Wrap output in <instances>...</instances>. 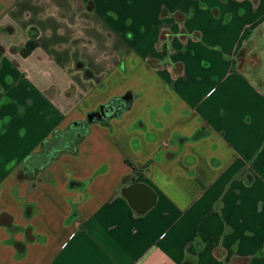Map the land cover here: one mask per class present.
I'll return each instance as SVG.
<instances>
[{"label": "crops", "instance_id": "0c3cea01", "mask_svg": "<svg viewBox=\"0 0 264 264\" xmlns=\"http://www.w3.org/2000/svg\"><path fill=\"white\" fill-rule=\"evenodd\" d=\"M0 219V264H264V0H0Z\"/></svg>", "mask_w": 264, "mask_h": 264}, {"label": "trees", "instance_id": "16d2710c", "mask_svg": "<svg viewBox=\"0 0 264 264\" xmlns=\"http://www.w3.org/2000/svg\"><path fill=\"white\" fill-rule=\"evenodd\" d=\"M32 33V32H31ZM33 34V38L25 45L21 51L23 57L30 56L38 47L37 34ZM86 76H90V71H85ZM128 94L131 96H128ZM121 97L111 99L108 103L99 106V108L88 114L86 120L77 121L70 124L64 131H56L52 137L45 140L41 145V152L37 155L28 157L19 173L21 181L33 180L35 181L36 172L45 168L52 161L56 160L61 154L69 153L77 155L79 146L90 133V126L95 123L110 127V122L113 119L120 118L124 112L131 108L135 99L133 93H128ZM103 110V111H102ZM105 115L97 116L99 112ZM149 165V164H148ZM147 165V166H148ZM32 206L25 207V216L32 217ZM2 219H0L1 221ZM12 228L18 229L14 226Z\"/></svg>", "mask_w": 264, "mask_h": 264}, {"label": "water", "instance_id": "95a60500", "mask_svg": "<svg viewBox=\"0 0 264 264\" xmlns=\"http://www.w3.org/2000/svg\"><path fill=\"white\" fill-rule=\"evenodd\" d=\"M128 96H130L128 94ZM131 97V96H130ZM103 111V110H102ZM99 112L97 114V116H102L105 115V113L103 114V112ZM135 202V204H133V207L139 212V213H145L147 212L149 209H151L155 202H156V198L155 195H152L149 193V195H146L145 198H141V199H135L133 200ZM132 201V203H133Z\"/></svg>", "mask_w": 264, "mask_h": 264}]
</instances>
